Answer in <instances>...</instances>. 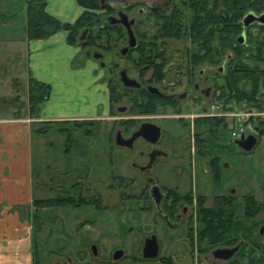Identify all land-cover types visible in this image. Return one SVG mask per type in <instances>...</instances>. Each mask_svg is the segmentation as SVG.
Returning <instances> with one entry per match:
<instances>
[{
    "label": "flooded vegetation",
    "instance_id": "obj_1",
    "mask_svg": "<svg viewBox=\"0 0 264 264\" xmlns=\"http://www.w3.org/2000/svg\"><path fill=\"white\" fill-rule=\"evenodd\" d=\"M97 1L95 40L84 33L79 49L107 92L105 113L47 121L72 122L82 140L103 138L106 148L65 149L75 169L60 172L47 198L49 233L56 240L70 229L73 213L106 217L111 210L129 219L130 231L161 221L189 246L193 264H229L242 249L259 252L264 264V201L251 194L258 211L248 213L245 190L248 156L264 135V0ZM110 90L119 102H110ZM118 136L132 140L118 144ZM224 223L232 230L222 235L235 242L215 245L214 229ZM236 246L228 260L213 255ZM169 258L177 264L155 259Z\"/></svg>",
    "mask_w": 264,
    "mask_h": 264
},
{
    "label": "rangeland",
    "instance_id": "obj_2",
    "mask_svg": "<svg viewBox=\"0 0 264 264\" xmlns=\"http://www.w3.org/2000/svg\"><path fill=\"white\" fill-rule=\"evenodd\" d=\"M26 1L0 0V117L3 119L14 117L16 111L20 116L30 118L27 89L31 75L28 73L25 32ZM92 61V58L87 59L80 50L73 62L75 74L59 71L57 75L51 77L50 100L54 110L50 111L52 114L95 116L105 113L107 92L95 84V78L91 74L92 68H95ZM95 102L98 106L100 104V107L95 108ZM44 105L48 106L49 102H45ZM42 110L43 106L41 112ZM32 123L30 140L33 196L29 207L25 205L27 209L21 205L16 207L22 216L29 220L30 225L27 227L31 247L35 250L34 254L39 264H162L159 259L141 257L142 243L145 236L151 232L157 233L159 256L166 258L171 256L177 264H193L189 246L186 247L182 245V241L173 239L161 221L152 219L145 229L130 231L129 219L123 214L115 215L111 210L105 212L108 215L106 217L75 216L73 213L72 216L76 220L71 223L70 229L62 235L57 234L54 240L48 231L51 227L49 211L44 206L36 207L35 200L55 195L59 181L64 177V175L60 177V172H71L75 169L74 159L64 155L65 149L71 150V153L82 149L96 154L101 148L105 149L106 145L103 138L95 139L91 143L82 140L81 131L76 129L72 122L36 120ZM256 125L258 123L254 122V126ZM40 127H45L47 131L37 133L35 130ZM248 158L249 183L245 190L248 194L255 195L258 200L264 201V135ZM78 173L79 176L83 175L82 172ZM104 196L109 203L116 200L113 192H107ZM35 210L37 213L34 216ZM91 246H95L96 255L92 254ZM117 250H123V256L114 259L113 253Z\"/></svg>",
    "mask_w": 264,
    "mask_h": 264
},
{
    "label": "crops",
    "instance_id": "obj_3",
    "mask_svg": "<svg viewBox=\"0 0 264 264\" xmlns=\"http://www.w3.org/2000/svg\"><path fill=\"white\" fill-rule=\"evenodd\" d=\"M44 1L46 11L62 22H74L83 12V7L76 0ZM26 43L28 73L31 77L50 84L51 77L59 71L76 73L73 62L80 49L67 42L65 31H58L44 39L26 38ZM50 97L46 101L49 105H43L38 119L25 118L18 113L14 117H0V264H33L31 238L27 227L30 225L29 220L16 207L30 205L33 196L30 140L32 122L63 118L73 120L84 116H55L50 112L54 111ZM94 107L98 108L100 104L98 106L95 102Z\"/></svg>",
    "mask_w": 264,
    "mask_h": 264
},
{
    "label": "trees",
    "instance_id": "obj_4",
    "mask_svg": "<svg viewBox=\"0 0 264 264\" xmlns=\"http://www.w3.org/2000/svg\"><path fill=\"white\" fill-rule=\"evenodd\" d=\"M77 3L83 7V12L74 22H62L53 15L46 11V2L44 0H27L26 1V24L25 32L27 40L44 39L48 36L55 34L58 31H65L67 33L66 40L69 44L78 47H83L86 42L81 41V36L88 32V40L94 41L96 37L97 29V0H77ZM89 44V43H88ZM51 95V85L42 81H39L30 76L28 79L27 99H28V113L31 119L39 118L42 106L48 100ZM117 92L109 91V100L111 103L118 102L116 99ZM17 113V111H16ZM49 122V121H45ZM77 124V123H75ZM63 130V129H62ZM39 133L47 131L45 127H40L35 130ZM37 132V133H38ZM39 206H48L50 203L47 199H36L34 202ZM256 200L253 195H248V213H256L258 208L256 206ZM222 229H214L213 239L215 245H218L221 240L226 239V244L230 245L235 242L233 235H222L223 230L230 229L228 224L218 225ZM232 230V228H231ZM210 231V229L208 230ZM206 235L208 233L205 232ZM247 239L253 244L254 236L252 230L248 229V233L245 235ZM35 239V237L33 236ZM34 250V248H33ZM32 250V251H33ZM33 251V264H39L36 260V255ZM240 256L229 262V264H259L260 255L256 251H250L242 249ZM164 264H175L170 258L167 259Z\"/></svg>",
    "mask_w": 264,
    "mask_h": 264
},
{
    "label": "water",
    "instance_id": "obj_5",
    "mask_svg": "<svg viewBox=\"0 0 264 264\" xmlns=\"http://www.w3.org/2000/svg\"><path fill=\"white\" fill-rule=\"evenodd\" d=\"M122 18V17H121ZM128 29V35L130 36V41L132 40L133 34L131 32V29L129 26H126ZM124 52V51H123ZM124 80V84L126 86H135V82L133 80ZM140 131H138L136 134H138ZM156 134H158V132H156ZM132 140V138H130L129 140H126L124 138H122L121 136L117 137V142L118 144H126L128 141ZM255 144V139L253 138V140H251L248 144L247 149L250 150ZM153 196L156 198V194L154 193ZM159 199L156 200V202H158ZM238 247L236 246L235 248H218L216 250L213 251V255L215 258L217 259H222V260H228L230 259L233 254L237 251ZM95 253V250H94ZM159 254V245H158V241L157 238L155 237V235H152L151 237L145 239V243L142 249V257L145 259H155L158 257ZM123 255V250H117L113 253V258L114 259H119L121 258Z\"/></svg>",
    "mask_w": 264,
    "mask_h": 264
}]
</instances>
